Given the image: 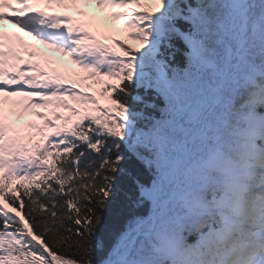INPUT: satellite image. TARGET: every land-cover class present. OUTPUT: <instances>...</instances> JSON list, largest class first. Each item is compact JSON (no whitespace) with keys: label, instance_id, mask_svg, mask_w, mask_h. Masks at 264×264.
Returning <instances> with one entry per match:
<instances>
[{"label":"snow or ice","instance_id":"1","mask_svg":"<svg viewBox=\"0 0 264 264\" xmlns=\"http://www.w3.org/2000/svg\"><path fill=\"white\" fill-rule=\"evenodd\" d=\"M80 3L108 11L142 47L117 39L124 52L114 51L51 11ZM5 22L87 75L24 61L17 43L37 52ZM87 23L99 31L96 17ZM86 80L111 89L116 108L77 87ZM5 105L79 119L61 126L34 112L55 131L29 123L42 136L32 143ZM45 171L38 191L20 186L29 224L5 207L25 209L10 182ZM0 264H264V0H0Z\"/></svg>","mask_w":264,"mask_h":264},{"label":"trees","instance_id":"2","mask_svg":"<svg viewBox=\"0 0 264 264\" xmlns=\"http://www.w3.org/2000/svg\"><path fill=\"white\" fill-rule=\"evenodd\" d=\"M115 96H113V98H114ZM22 199H24V198H22ZM16 207V206H15ZM27 207H28V205H27V200L25 199V209H20V208H18V207H16L17 209H19V210H21V212H22V214H23V216H25V218L28 220V223L29 224H32V221L28 218V216H27V213H26V210H27ZM67 214V213H66ZM34 231H35V229H33ZM52 246L51 245H49V248H51ZM54 251H55V249H53ZM57 254L58 255H64V253L63 252H57ZM96 258H99L98 256L96 257Z\"/></svg>","mask_w":264,"mask_h":264},{"label":"rangeland","instance_id":"3","mask_svg":"<svg viewBox=\"0 0 264 264\" xmlns=\"http://www.w3.org/2000/svg\"><path fill=\"white\" fill-rule=\"evenodd\" d=\"M101 15H102V16H104V17H105V18H106V19L109 21V23H110L112 26H116V24H117V21H115V20L111 19V17H110V16H109V17H107L104 11H102V12H101ZM101 30H103V31H106V30H107V28H106V27H103V28H101Z\"/></svg>","mask_w":264,"mask_h":264}]
</instances>
